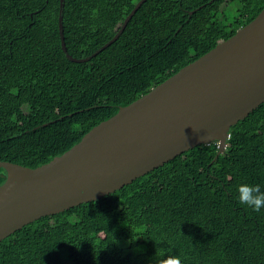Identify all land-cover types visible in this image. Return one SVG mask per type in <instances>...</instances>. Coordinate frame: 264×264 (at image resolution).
I'll use <instances>...</instances> for the list:
<instances>
[{"label": "trees", "instance_id": "obj_1", "mask_svg": "<svg viewBox=\"0 0 264 264\" xmlns=\"http://www.w3.org/2000/svg\"><path fill=\"white\" fill-rule=\"evenodd\" d=\"M141 0H65L76 59L110 42ZM60 0H0V161L38 168L263 10L264 0H147L120 38L84 63L66 57ZM218 144L198 146L95 202L42 217L0 242V264H264V104ZM0 168V187L7 180ZM156 255V257H155Z\"/></svg>", "mask_w": 264, "mask_h": 264}, {"label": "water", "instance_id": "obj_2", "mask_svg": "<svg viewBox=\"0 0 264 264\" xmlns=\"http://www.w3.org/2000/svg\"><path fill=\"white\" fill-rule=\"evenodd\" d=\"M62 49L65 0H60ZM264 104V10L233 37L187 65L132 104L94 127L77 145L32 169L0 161L7 180L0 187V242L36 220L95 202L201 145L218 143L223 154L230 129Z\"/></svg>", "mask_w": 264, "mask_h": 264}, {"label": "clouds", "instance_id": "obj_3", "mask_svg": "<svg viewBox=\"0 0 264 264\" xmlns=\"http://www.w3.org/2000/svg\"><path fill=\"white\" fill-rule=\"evenodd\" d=\"M237 192L241 205L249 207L255 212H260L264 208V191L259 185L244 183L238 186ZM153 264H181V258L178 255H167L163 258H153Z\"/></svg>", "mask_w": 264, "mask_h": 264}]
</instances>
